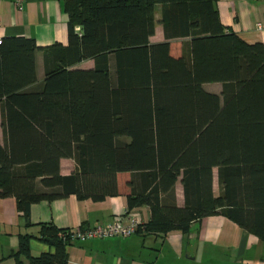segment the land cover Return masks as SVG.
Masks as SVG:
<instances>
[{
    "label": "trees",
    "instance_id": "obj_1",
    "mask_svg": "<svg viewBox=\"0 0 264 264\" xmlns=\"http://www.w3.org/2000/svg\"><path fill=\"white\" fill-rule=\"evenodd\" d=\"M216 1L65 0L66 45L2 38L0 198L14 197L27 221L40 201L117 195V174L130 172L128 209H150L137 232L187 233L222 215L264 242V46L228 30ZM156 4L164 40L151 42ZM173 39H182L177 57ZM88 59L93 67L74 68ZM215 82L219 94L203 86ZM62 158L76 162L70 175ZM39 227L19 235L15 263L67 264L71 242L58 233L68 229ZM32 238L53 252L32 255Z\"/></svg>",
    "mask_w": 264,
    "mask_h": 264
},
{
    "label": "crops",
    "instance_id": "obj_2",
    "mask_svg": "<svg viewBox=\"0 0 264 264\" xmlns=\"http://www.w3.org/2000/svg\"><path fill=\"white\" fill-rule=\"evenodd\" d=\"M65 0H0V37L23 36L33 38L39 47L55 43L66 45L68 41V16L63 11ZM161 5L156 4L155 33L151 42L164 40ZM216 9L221 23L247 43L264 46V0H217ZM157 23L156 24V22ZM182 41V40H181ZM170 53L181 55V46H174ZM93 67L91 59L74 68ZM38 84L44 79L43 52L36 51ZM206 83L204 88L219 94L222 84ZM212 85V91L207 87ZM35 86V85H34ZM1 110H0V123ZM2 138V130L0 129ZM76 170L73 158L60 159V173L70 175ZM118 194L101 201L78 199L75 195L51 201H40L29 208L26 221L17 209L12 196L0 198V264H16L10 255L17 250L19 235L39 236L40 224L51 223L57 229L80 230L128 214L138 216L142 224L150 220V209L142 205L128 209L127 195L130 172L118 173ZM178 206L184 205L180 182L175 186ZM31 254L53 252V248L38 239L30 241ZM67 264H264V242L240 228L222 215H212L192 222L187 233L179 229L165 234L137 232L128 237H107L74 241L67 247ZM25 261V259H24Z\"/></svg>",
    "mask_w": 264,
    "mask_h": 264
},
{
    "label": "built area",
    "instance_id": "obj_3",
    "mask_svg": "<svg viewBox=\"0 0 264 264\" xmlns=\"http://www.w3.org/2000/svg\"><path fill=\"white\" fill-rule=\"evenodd\" d=\"M17 4H20L22 0H15ZM1 24V22H0ZM77 32L80 28L75 27ZM2 37H0V44ZM141 219L135 214L131 213L125 216L124 219H115L106 224H97L91 227L82 228L80 230H66L58 233L62 239H67L70 242L85 241L88 239H101L107 237H128L137 233L139 228H143Z\"/></svg>",
    "mask_w": 264,
    "mask_h": 264
},
{
    "label": "rangeland",
    "instance_id": "obj_4",
    "mask_svg": "<svg viewBox=\"0 0 264 264\" xmlns=\"http://www.w3.org/2000/svg\"><path fill=\"white\" fill-rule=\"evenodd\" d=\"M159 23L158 20L156 22V24ZM182 39H173L172 40V47H171V52L174 49V46H181L182 45ZM181 44V45H180ZM171 45V44H170ZM211 84V83H210ZM209 84V85H210ZM212 85L207 87L208 90L212 91ZM214 179H213V189H214V194L218 195L219 194V185H218V181H217V169L214 168Z\"/></svg>",
    "mask_w": 264,
    "mask_h": 264
}]
</instances>
